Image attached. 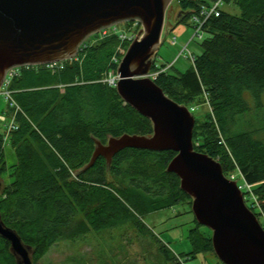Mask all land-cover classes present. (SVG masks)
<instances>
[{"label":"trees","instance_id":"1","mask_svg":"<svg viewBox=\"0 0 264 264\" xmlns=\"http://www.w3.org/2000/svg\"><path fill=\"white\" fill-rule=\"evenodd\" d=\"M214 1L175 0L174 25L189 24L202 5ZM223 3L237 6L240 13L221 7L218 16L206 21L202 51L188 69L172 72L171 64L162 71L167 64L153 63L150 72L157 71L155 83L193 114L199 106L209 105V113L194 114V148L216 159L226 176L240 171L252 185L257 204L245 191L244 200L250 201L247 206L260 220L264 215V0ZM118 43L116 35L85 42L75 59L54 72L42 65L21 67L8 86L15 105L8 103L4 114L15 113L17 127L6 141L16 162L10 166L12 180L0 190V219L31 248L33 264L51 246L71 237L74 224L97 229L109 222L133 220L138 229L156 237L138 215L183 199L191 208V197L180 189L178 176L166 170L173 151L125 148L109 165L98 157L83 170L94 151V138L105 143L123 133H152L150 119L101 80L112 67ZM6 141L0 132L1 177L9 168ZM194 221L198 226L189 231L192 250L187 258L213 251L210 229L205 235ZM158 249L165 261L180 264L181 257L164 243ZM0 264H17L9 241L1 236Z\"/></svg>","mask_w":264,"mask_h":264},{"label":"water","instance_id":"2","mask_svg":"<svg viewBox=\"0 0 264 264\" xmlns=\"http://www.w3.org/2000/svg\"><path fill=\"white\" fill-rule=\"evenodd\" d=\"M172 1L0 0V87L11 67L72 58L99 29L138 19L143 29L119 63L115 88L125 103L150 119L152 133H123L105 143L94 138V151L83 170L98 157L109 165L125 148L175 152L166 170L178 176L180 189L191 197L197 223L211 230L218 259L224 264H264V227L245 203L243 191L216 159L194 148L191 109L166 95L150 76ZM3 187L0 180V190ZM0 236L9 241L17 264H33L31 248L1 219Z\"/></svg>","mask_w":264,"mask_h":264},{"label":"rangeland","instance_id":"3","mask_svg":"<svg viewBox=\"0 0 264 264\" xmlns=\"http://www.w3.org/2000/svg\"><path fill=\"white\" fill-rule=\"evenodd\" d=\"M221 7L233 14L240 13L239 8L234 5L223 3ZM176 11L177 5L173 0L166 10L165 25L175 19ZM123 24V22L118 23L120 27H124ZM184 25L185 31L182 35L177 36L175 45L169 44L163 33L161 44L157 50V63L159 65L174 64L172 72H184L191 66V61L185 58L183 53H180L184 45L189 42L188 50L193 54H200L202 51L201 42L206 36L190 40L194 29L190 21L189 24ZM91 38L93 35L87 39ZM262 100L264 102V93ZM249 102L251 103V98H249ZM7 107L8 101L0 90V114H4ZM209 112L210 107L206 103L199 106L194 114L202 117ZM0 132H4L1 121ZM4 154L9 168L2 177L0 176V180L5 187L12 180L10 166L16 162L15 152L8 141L4 144ZM187 202L188 199H183L171 207L148 215H138L141 222L156 237L138 229L133 220L109 222L97 229L84 225V227L82 225L79 227L74 224L73 235L51 246L49 251L35 264H175L172 261H165L163 254L158 249L159 243H164L175 255L180 256V264H224L213 251H199L194 258L185 256L192 250L189 231L198 226ZM245 203H250V201ZM200 230L205 235L208 234V228L205 226L201 225Z\"/></svg>","mask_w":264,"mask_h":264},{"label":"built area","instance_id":"4","mask_svg":"<svg viewBox=\"0 0 264 264\" xmlns=\"http://www.w3.org/2000/svg\"><path fill=\"white\" fill-rule=\"evenodd\" d=\"M223 4V0H216L214 1L210 6L202 5L200 9L198 10L197 13H194L191 18H190V23L192 24V27L194 29V33L190 40H194L195 38L201 39L206 35V32L204 30V25L206 21L212 17V16H218L220 14V8ZM124 27H120L117 24H113L110 26H107L105 28L99 29L97 32L93 33V38L91 39H85L84 42L80 45L79 50L83 45H85V42L87 44H91L97 40L104 39L110 35H116L119 39V43L114 51V53L111 56V65L112 67L104 73L103 78L101 79L102 82L106 83L109 86L115 87L117 85L118 80L120 79V73L118 72V66L123 58V56L126 53V50L130 43L135 39L136 35L140 30L143 29V26L141 22L138 19H133V20H128L123 22ZM164 33V32H163ZM179 34L175 32V30H168L167 33L164 35V38L168 41L169 44L175 45L177 42V36ZM91 36V35H90ZM89 36V37H90ZM141 36V35H140ZM139 36V37H140ZM163 36V34H162ZM189 40V41H190ZM187 42L184 47L182 48L180 53H183L185 58L189 59L191 63L195 59V54L190 52L187 48L188 46ZM79 53V51H78ZM77 53V54H78ZM77 54L69 59L65 60H59V61H51V62H46V63H41V64H35L39 66H44L47 69L51 70L52 72L62 69L65 66V62L68 60L75 59L77 57ZM157 57H153V63L156 65H159L157 63ZM171 65V64H170ZM169 64L166 65L165 68H162L160 70L164 71L166 68L170 66ZM33 65H24V66H16V67H11L6 71L3 83L0 87L1 93L4 95L6 101H8L10 106H14L15 102L13 101L11 97V91L8 89V86L10 84V81L12 80L13 77L17 76L20 72L21 67H29ZM157 75V71L150 72V76L154 78ZM17 107V106H16ZM18 108V107H17ZM0 121L3 123L4 127V140L6 141L10 132L14 129H16V124H15V113L11 114L9 117L6 114H0ZM229 179L236 180L239 188L244 192L248 193V196H250L255 202L256 198L254 197L252 193V185L248 184L240 171L236 170L229 173L227 175ZM241 181V183H239ZM257 204V202H256ZM261 220L260 223H263L264 226V215H261L260 217Z\"/></svg>","mask_w":264,"mask_h":264},{"label":"crops","instance_id":"5","mask_svg":"<svg viewBox=\"0 0 264 264\" xmlns=\"http://www.w3.org/2000/svg\"><path fill=\"white\" fill-rule=\"evenodd\" d=\"M185 25L184 24H177L174 25V21L171 20V23H168L167 25H165L164 27V35L167 33V31L169 30H175L176 33H178L179 35H182L185 31Z\"/></svg>","mask_w":264,"mask_h":264}]
</instances>
